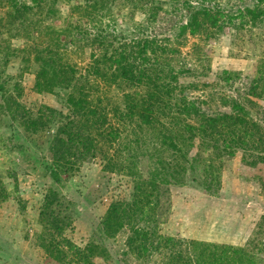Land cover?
Segmentation results:
<instances>
[{
	"label": "trees",
	"instance_id": "obj_1",
	"mask_svg": "<svg viewBox=\"0 0 264 264\" xmlns=\"http://www.w3.org/2000/svg\"><path fill=\"white\" fill-rule=\"evenodd\" d=\"M33 1L34 5L14 1L13 18H26L35 7L38 8L36 12L41 13L45 0ZM47 1H51L47 17H61L54 7L58 0ZM221 1L172 0L179 5L177 10L186 15V21L171 23V27L176 28L177 37L183 38L188 33L195 36L208 34L210 30H221L225 23L236 25V20L240 21V25L252 28L264 22V0H253L252 5L237 6L230 12ZM229 2L232 0H228L227 4ZM108 3L112 5L107 8ZM113 4L140 10L150 26L161 19L163 11L166 12L164 16L168 15L161 0H86L78 9L82 8L83 15L91 22H101V19L110 16L112 23L118 26ZM101 10L105 11L101 14ZM27 18L30 28L40 26L37 24L41 22L30 24L32 18ZM79 23L75 30L72 26L62 30L49 27L47 38L45 35L39 37L30 47L35 54L33 61L38 65L33 89L38 93L54 95L62 105L65 102L69 106V114L48 106L37 107L36 104L32 105L35 107L32 109L18 102L17 97H21L24 91L23 84L22 81L15 83V95H11L6 88V84L14 79L11 77L0 83L3 92L0 117L11 116L15 121L19 120L18 126L35 138L50 131L52 124H57L49 144L51 159L40 155L42 168L56 185L78 171L80 161L98 157L105 163V171L124 174L132 179L130 199L110 204L103 219V230L114 235L127 228V247L138 257L161 254L162 264H258L264 254L261 246L255 251L240 247L232 252L224 247L218 253L209 248L213 245L203 241L162 235L158 211L167 186L185 185L189 177L194 182L202 166L207 177L216 175V172L219 174L212 161L207 164L202 158L203 154L198 152L190 157L196 142L199 148L207 152L216 151L218 156L223 153L233 156L237 149L249 152L247 163L255 167L264 164V126L248 118L246 107L231 99H222L224 106L231 108L230 114L209 115L203 112L198 101L190 100L182 93L184 86L179 82L180 75L190 71L185 67H172L168 60L161 59L160 56L167 53V46L160 44L156 36L154 39H140L133 46H117L118 37H112L117 31L115 26L113 33H109L104 28L108 25L100 28L94 25L97 32L92 35ZM27 34L32 38L30 32ZM73 35L76 40L70 41ZM215 35L216 32H211L208 36ZM61 36L68 38L66 43ZM120 36L121 40L125 39ZM76 41L79 44L85 42L100 53L93 52L92 64L83 75L60 53L61 47H67L68 43L76 45ZM15 51L17 55L22 48ZM29 57L25 59L28 65L32 63ZM260 65L264 67V64ZM101 82L104 83L103 91ZM252 83L255 85H251L248 94L264 98V71H260ZM123 84L135 88V92L123 95L120 103L105 102L107 95L103 97V92L113 85ZM165 115L170 116L168 121L162 119ZM163 149L167 150L166 154ZM216 179L219 180V177ZM14 183H17L15 179ZM5 192L3 189L0 191V202L5 199ZM68 208L58 189L48 187L44 191L40 223L45 233L38 236V242L50 256L57 257L59 254V264H89L98 246L89 244L82 249L62 236L69 227L67 222L71 223ZM263 223L264 218L260 223V234ZM251 242L253 244L254 239ZM63 243L65 250L58 253L57 249Z\"/></svg>",
	"mask_w": 264,
	"mask_h": 264
},
{
	"label": "rangeland",
	"instance_id": "obj_2",
	"mask_svg": "<svg viewBox=\"0 0 264 264\" xmlns=\"http://www.w3.org/2000/svg\"><path fill=\"white\" fill-rule=\"evenodd\" d=\"M14 1L35 4L33 0H0V83L7 78H14L6 84V88L11 95H15L14 85L22 81L24 91L21 97H17V101L26 107L35 109L32 105H43L69 114V106L65 102L62 105L54 95L38 93L33 89L38 65L33 61L35 54L30 51V47L39 37L45 35L47 38L49 27L62 30L72 26V30H75L76 24L80 22L79 25L92 35L97 32L94 25H108L104 28L109 33H113L115 26L117 31L112 37H118L117 46H133L140 39H154L156 36L160 44L167 46V53L160 56L161 59L168 60L172 67H185L190 71L180 75L179 82L184 86L182 93L188 99L198 101L203 112L209 115L230 114L231 108L224 106L222 99H231L246 107L248 118L264 126V98L248 94L251 85H255L253 79L258 77L260 71H264L260 65L264 64V22L252 28L249 25L242 26L236 20V25L225 23L221 30H210L216 32L212 37L208 36L211 35L209 32L196 36L188 33L180 38L171 23L186 21V15L177 10L179 5L172 0H161L164 3L163 10L168 11V15L164 16L166 12L163 11L161 19L151 26L140 10L115 5L117 2L113 4V15L118 26L112 23L110 16L100 18L101 22L86 19L82 8L78 9L86 0H58L54 7L62 18H48L46 14L51 1L49 3L45 0L41 13H37L38 8L35 7L26 16L27 19L32 18L30 24L41 22L37 24L39 27L30 28L26 18H13ZM227 2L221 1L229 12L237 6L253 4V0ZM110 5L108 3L107 8ZM149 5L145 7V12ZM28 32L32 38L27 36ZM120 35L125 39L121 40ZM71 37L70 41L76 40L74 35ZM61 40L66 43L68 38L61 36ZM17 48H22V51L16 55ZM94 51L100 55L97 49L85 42L79 44L78 41L76 45L68 43L67 47L60 48L65 61L77 68L80 75L92 64L91 55ZM29 56L32 63L28 65L25 59ZM101 83L103 91L104 83ZM135 90L124 84L113 85L103 92V97L107 95L105 102L120 103L123 95L132 94ZM2 95L0 90V105L3 103ZM168 117L165 115L162 119L168 121ZM18 122L11 116L0 117V191L3 189L5 192L6 189L5 199L0 202V264H59V254L57 257L50 256L38 242V236L45 233L40 223V212L44 191L48 187L58 189L69 206L71 223L67 222L69 227L62 236L73 246L82 249L89 244L98 246L89 264H162L161 254L140 258L129 250L127 228L114 235L103 230V219L110 204L130 199L133 191L130 177L105 171V163L98 157L80 161L79 170L56 185L42 168L40 155L51 159L49 144L57 124H52L50 131L35 138L18 126ZM163 150L166 154L167 150ZM198 152L203 154L202 158L207 164H210L209 160L213 162L219 174L216 172V175L207 177L202 166L197 168L199 170L194 182L189 177L185 185L167 186L158 211L160 233L187 241H203L213 245L209 248L218 253L224 247L230 252L240 247L246 251H255L259 246L264 249V223L262 233H258L264 218V164L249 166L247 161L250 153L239 149L233 156L226 153L218 156L216 151L207 152L199 148L196 142L190 157ZM217 176L220 181L216 179ZM64 247L65 243L61 244L57 252H63ZM258 264H264V254Z\"/></svg>",
	"mask_w": 264,
	"mask_h": 264
}]
</instances>
